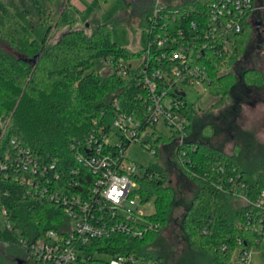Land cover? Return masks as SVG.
I'll use <instances>...</instances> for the list:
<instances>
[{
  "label": "trees",
  "instance_id": "16d2710c",
  "mask_svg": "<svg viewBox=\"0 0 264 264\" xmlns=\"http://www.w3.org/2000/svg\"><path fill=\"white\" fill-rule=\"evenodd\" d=\"M215 1L188 0L168 6V10L177 11L174 20H167L170 36L178 38L177 30H181L186 38L189 24H197L194 35L198 38L186 44V50L189 62L204 68L208 77L204 90L210 97H230L241 89L245 98L263 102L264 65H258L260 61L264 64V29L260 30L264 28V0H254L263 9L244 22L241 33L228 34L227 49L212 46L211 38L204 37L209 7ZM151 9L142 14L145 21ZM70 24L55 42L49 43L50 27L38 41L32 29L0 0V163H7V169L0 171V242L8 249L22 247L30 257L24 244L44 241L49 231L64 234L68 225L64 207L33 195L29 181L48 182L52 190L63 195L84 196L93 183L77 157L90 153L86 149L90 135L100 140L101 133L117 134L104 122L107 113L113 118L122 114L138 123L141 144L149 145V152L154 149V156L160 154L159 145L171 147L176 167L197 186L181 218L185 245L182 252L173 255L174 264H236V251L256 247L258 236L245 226L247 207L218 187L235 169L252 195L261 193L264 155L249 168L241 164L236 145L235 153L228 156L213 146L190 140L199 114L187 115L188 140L176 145L173 131L164 134L147 125L149 100L140 83L143 64L136 69L126 67L125 75L117 73L118 60L140 59L144 50L134 52L118 46L106 24L95 26L89 35ZM232 55L237 62L228 69ZM96 61L112 63L115 71L102 76L94 70ZM154 66L164 69L165 76L171 78L173 66L169 61ZM198 125L204 138L214 132L211 123ZM191 145H196L195 151ZM181 152H185L184 157ZM22 153L29 155L32 167L18 168ZM182 158L188 160L185 166L179 164ZM134 179L132 196L140 206L153 201V214L143 218L158 229L149 230L141 238L114 235L93 239L86 249L112 258L164 264L167 255L160 246L159 234L168 225L174 205L171 176L167 171L147 168Z\"/></svg>",
  "mask_w": 264,
  "mask_h": 264
},
{
  "label": "built area",
  "instance_id": "2783aa9c",
  "mask_svg": "<svg viewBox=\"0 0 264 264\" xmlns=\"http://www.w3.org/2000/svg\"><path fill=\"white\" fill-rule=\"evenodd\" d=\"M168 6H161L159 0H154L153 7L146 19L148 46L142 58L140 83L146 89L149 104L147 107V125L156 127L159 120L176 134V145H183L188 140L187 107L182 93L176 88L178 83L204 89L208 77L204 68L189 62L186 44L194 42L197 27L194 22L189 24L187 37L177 30V37L170 36L168 18L175 19L177 11H170ZM262 6L254 0H216L211 4L204 37L211 38L212 46L229 47L228 34H239L244 22L251 20L254 14L260 12ZM180 38V39H179ZM206 46H202L205 48ZM167 60L173 66L171 78L165 76V70L154 64ZM124 61L118 60L120 75L126 74ZM110 63V62H109ZM112 64V63H110ZM171 92V107L167 108L162 100ZM174 95L175 98L172 96ZM184 111V116L180 113ZM113 129L117 134L90 135L86 149L90 152L86 157H77V162L89 173L92 186L84 196L63 195L50 188L48 182L29 181L30 192L39 197L54 201L64 207L68 225L64 234L58 235L49 231L44 241H37L24 246L29 251L31 259L37 264H132L133 259L126 257L112 258L110 256L89 252L86 246L93 239L109 238L114 235H125L141 238L151 229L157 230V225L147 223L144 215L138 210L140 206L137 197L132 196L136 187L135 165L128 164L126 151L134 142L143 141V135L138 132V123L125 115L114 117ZM142 145V144H141ZM142 147L150 149L149 145ZM193 151L196 145H191ZM150 153L153 155L155 150ZM184 157L185 152H181ZM20 165L28 169L32 163L27 153L20 155ZM179 164L185 166L188 160L180 159ZM7 169V163H0V171ZM45 171L43 172V174ZM221 174H225L221 170ZM43 178V177H42ZM232 195L239 204L247 207L245 212L246 228L254 231L258 238L256 247L245 249L240 247L234 257L236 264H249L251 250H255L264 259V190L256 195L250 193L243 177L233 170L218 187ZM106 257V258H105Z\"/></svg>",
  "mask_w": 264,
  "mask_h": 264
},
{
  "label": "rangeland",
  "instance_id": "374dc122",
  "mask_svg": "<svg viewBox=\"0 0 264 264\" xmlns=\"http://www.w3.org/2000/svg\"><path fill=\"white\" fill-rule=\"evenodd\" d=\"M11 10L32 29L34 38L41 41L50 27L49 43L57 40L65 26L70 22L73 28L82 29L87 35L99 24H106L111 29V35L118 46L126 47L134 52H142L148 46V35L145 17L142 14L149 7H153L154 0H82L83 8L64 5L65 0H4ZM188 0H159L161 6L176 5ZM81 9H80V8ZM63 9V12H62ZM147 19V18H146ZM264 28L261 27L260 30ZM142 58L124 61L123 67L132 69L139 67ZM237 58L232 55L228 59V69L234 67ZM264 64L259 62V67ZM94 70L107 77L115 71V67L109 62H94ZM176 88L185 94L183 101L186 104L189 115L199 114V122L211 123L214 132L204 138L199 134V122L194 123L190 140L203 142L213 146L224 154L231 156L235 153V145L240 148L239 159L246 167L256 166L264 155V101L253 102L245 98L243 90H238L230 97L222 96L214 99L199 86L191 87L178 83ZM166 95L162 103L171 107V92ZM200 112V113H199ZM184 116V111L180 113ZM104 122L113 126L114 118L107 113ZM156 128L164 134H169L168 126L162 120L156 124ZM114 130H116L114 128ZM160 154L156 157L140 142L132 143L126 151L127 162L133 163L137 175L149 168L156 172L167 171L172 179V187L175 192L174 205L168 225L160 231V246L164 248L167 259L164 264H174V256L182 252L185 240L180 229L183 214L196 194L197 186L187 180L176 167L172 156L171 147L159 145ZM256 176L257 174L254 173ZM144 215L154 212L153 201L138 207ZM249 264H264V259L258 252L251 250ZM174 255V256H173ZM106 258V257H105ZM35 264L22 247L8 249L7 245L0 242V264ZM132 264H149L135 260Z\"/></svg>",
  "mask_w": 264,
  "mask_h": 264
},
{
  "label": "crops",
  "instance_id": "0c3cea01",
  "mask_svg": "<svg viewBox=\"0 0 264 264\" xmlns=\"http://www.w3.org/2000/svg\"><path fill=\"white\" fill-rule=\"evenodd\" d=\"M82 0H65V6L66 5H68V4H70V5H72V6H74V7H76V6H80V7H82L83 8V4L82 3H80ZM152 2V0H150V3ZM79 7V8H80ZM81 9V8H80ZM62 12H63V9H62ZM73 21H76V20H72V21H70V22H73ZM69 22V23H70ZM69 23H67V24H69ZM66 27V26H65ZM74 27V26H73ZM63 31V30H62Z\"/></svg>",
  "mask_w": 264,
  "mask_h": 264
},
{
  "label": "water",
  "instance_id": "95a60500",
  "mask_svg": "<svg viewBox=\"0 0 264 264\" xmlns=\"http://www.w3.org/2000/svg\"><path fill=\"white\" fill-rule=\"evenodd\" d=\"M37 58H38V56L35 57L34 61H36ZM177 94H178L179 96H181V97H184V96H185L184 93H177ZM19 264H24V263H23L22 261H20Z\"/></svg>",
  "mask_w": 264,
  "mask_h": 264
}]
</instances>
